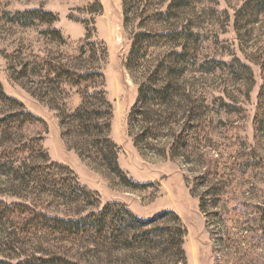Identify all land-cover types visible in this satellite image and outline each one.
<instances>
[{"label": "rangeland", "instance_id": "rangeland-1", "mask_svg": "<svg viewBox=\"0 0 264 264\" xmlns=\"http://www.w3.org/2000/svg\"><path fill=\"white\" fill-rule=\"evenodd\" d=\"M189 1L168 20H156L162 0H143L128 19L123 0H0V82L7 95L43 120L26 124L13 138L35 139L33 151L41 147L48 162L68 166L79 183L99 193L94 204L56 198L4 168L0 260L37 264L42 263L38 258L57 255L78 264H136L141 251L105 249L35 229L27 233L23 227L33 211L77 217L115 201L145 219L165 211L179 216L187 230L185 264H264V9L250 6L238 13L247 0ZM33 9L52 12L56 19L24 23ZM171 28L181 35H162L171 34ZM52 29L62 37L49 33ZM137 32L149 37L143 57L127 69ZM67 68L77 74L100 70L105 78L103 83L75 85L67 80ZM156 73L158 85L175 77L185 93L172 108L163 105L160 110L162 123L168 110L176 112L174 131L167 123L154 128L153 134L160 136L156 142L146 131V146L154 147L141 153L130 135L129 114L140 85ZM99 88L112 104L110 137L119 147V167L143 187L125 185L99 161L81 157L62 137V119ZM13 108L18 104H0V116ZM142 118L135 134L154 125ZM182 125V141L186 137L190 145L180 141L179 156L171 157L172 135L178 136ZM22 154L23 163H45L28 149ZM55 171L58 179L69 176L66 170ZM2 204L13 205V210L23 204L29 212L2 214ZM174 214L167 220H174Z\"/></svg>", "mask_w": 264, "mask_h": 264}, {"label": "trees", "instance_id": "trees-1", "mask_svg": "<svg viewBox=\"0 0 264 264\" xmlns=\"http://www.w3.org/2000/svg\"><path fill=\"white\" fill-rule=\"evenodd\" d=\"M142 1L123 0L126 18L128 13L135 7L140 6ZM189 2V0H170L169 2L162 0L161 4L163 6L160 10H157L156 20H168L175 15L173 11L180 10L182 6L187 7ZM250 6L264 9V0H247L238 13ZM25 15L26 20L24 23H31L35 19L51 23L56 19L52 12H45L41 9L28 10ZM48 31L53 35L62 37L58 29ZM169 33L171 34L162 35L176 38L181 35L182 31L178 28L174 30L171 28ZM147 37L149 35L144 32H137L134 35L131 55L126 64L127 69H130L131 64H134L137 59L143 57L142 51L145 48L144 44ZM64 71L67 73V80L69 79L75 85L97 80L103 83L105 78L100 70H91L79 74L71 72L68 68ZM159 78L158 73L152 74L140 85L137 102L129 114L130 135L133 137L135 147L141 153L154 147L150 144L146 146L145 141L148 135L146 131L151 133L149 139L152 142H156L160 138L157 132L153 134L154 128H159L164 125L163 123L171 125V129L174 131L173 126L176 125L175 119L177 118L176 112H172V109L168 110V115L165 116V121L162 123L163 116H161L160 110L163 105L172 108L175 99L182 98L183 91L185 93L183 85L180 84V79L175 77L168 80L162 79L163 84L158 85ZM7 103H10V105L18 104V108H13L11 112L0 116V171L8 167L9 171L15 174L18 179L24 181L27 186L32 184V188L40 193L53 195L56 198H68V200L76 203H99V193L79 183L77 176L68 166L57 162H48L47 155L41 147L37 151H33L35 148L32 143L36 141L35 139L24 142L13 138L14 134L19 133L26 124L37 121L43 122V120L27 110L24 104L7 95L0 82V104L5 105ZM154 107L158 108L155 109ZM155 115H159L160 119H155L153 117ZM142 116V121L147 122L149 120L154 125L143 127L142 135L135 134L133 130L135 127L138 128L137 123ZM112 117V104L108 100L105 90L99 88L92 93L88 92L75 112L66 115L62 119V137L68 145L71 143L81 157L87 160L99 161L101 166H106L107 169L119 176L125 185L133 188L143 187L145 184L135 182L119 167V147L110 137ZM156 122H159L158 126ZM184 127L182 125V131L178 136L175 132L172 135L173 140L168 148L171 157L179 156V143L182 141L183 132H185ZM189 140L184 137L182 141L183 146H186V148L190 145ZM2 141H7V144ZM10 143L11 145L15 143L16 147L12 148L9 145ZM27 149L36 154V158L38 156L45 158V163L38 164L31 161L30 164L23 163V158H20L18 154L23 155L22 153ZM18 163H21V166ZM56 169L66 170L69 176L58 179ZM2 205V214L6 211H12L14 208L13 205ZM15 207H19V210H13L18 214L29 212V208L23 204H16ZM32 214V219L25 220L23 224V227L27 229V233L35 229L40 232L59 235L65 240L72 239V241H76L82 239L105 249L117 247L136 253L141 251L135 257L136 264H185L186 261V252L183 245L187 230L182 226L179 216L171 211H165L156 217L145 219L135 214L126 205L112 201L105 203L99 211L90 212L85 216L60 217L35 211ZM169 214H174V220H167L166 216ZM162 220L164 221L163 224H158ZM37 261L42 262L37 264H78L57 255L53 256L51 260L38 258ZM27 263L20 261L17 264ZM0 264L12 263L0 260Z\"/></svg>", "mask_w": 264, "mask_h": 264}]
</instances>
